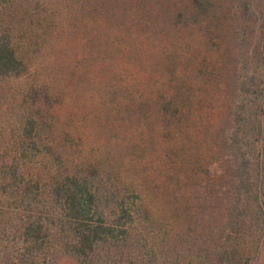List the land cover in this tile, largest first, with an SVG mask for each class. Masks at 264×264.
Instances as JSON below:
<instances>
[{"label": "trees", "instance_id": "trees-1", "mask_svg": "<svg viewBox=\"0 0 264 264\" xmlns=\"http://www.w3.org/2000/svg\"><path fill=\"white\" fill-rule=\"evenodd\" d=\"M6 2L0 0V78H21L36 53L29 38L37 30L63 32L64 21L54 9L44 13L37 5ZM239 3L228 23L219 17L216 0H185L184 5L169 0V23L181 34L174 39L175 51L156 38L152 52L163 63L143 60L140 81L130 86L138 102H132L133 112L144 110L153 120L164 187L181 183L184 199L176 193L175 204L181 202L184 215L166 222L164 237L173 234L176 223L184 226L185 237L187 228L193 229L192 240L185 238L188 246L179 251L185 258L177 261L163 252L157 258L153 251V243L159 244V213L170 212L171 204L150 208L136 184L112 181L98 163L71 156L72 136L58 115L66 96L44 82L27 85L14 129L0 131V264H55L61 253L77 264H243L251 253L246 244L264 247V85L259 83L264 81V0ZM248 14L250 23L259 20L253 32ZM129 25L128 30L140 26ZM145 29L133 30L137 40ZM230 29L238 37L239 56H246L240 71L228 75L227 59L219 55H230L222 48ZM224 95H231L226 104ZM215 100L220 106L210 112ZM195 193L206 195L202 202L196 199L197 206ZM144 226L155 235L142 249ZM207 236L206 250L197 249Z\"/></svg>", "mask_w": 264, "mask_h": 264}, {"label": "rangeland", "instance_id": "rangeland-1", "mask_svg": "<svg viewBox=\"0 0 264 264\" xmlns=\"http://www.w3.org/2000/svg\"><path fill=\"white\" fill-rule=\"evenodd\" d=\"M176 1L178 5L185 4V0H173L175 4ZM6 3L10 6L22 4L25 7L37 5L40 9H45L44 13L49 9L59 11L63 17L65 30L58 34L46 33L44 30L35 31L38 39L35 35L29 38V41L36 45V53L33 55L28 75L21 78H0V131L14 129L16 116L23 110V92L27 85L34 83L39 86L44 82L55 84L66 96L58 115L62 122L61 128L65 127L72 136V142L69 139L67 143L69 144L67 150L71 156H79L98 163L107 170L112 181L118 178L125 184H136L143 192L142 197L150 199L148 201L150 208L160 206L159 203L171 204L170 212L159 213L162 220L160 235L158 234L159 238L156 239L159 244L153 243V251L157 258L161 252L167 258H175L177 261L185 258L187 254L179 255V251L188 246L185 238L187 241L192 240L190 238L193 237V229L187 228L188 235L185 237L184 226L177 227L176 223L174 235L164 237V230H168L166 222H174L184 215L181 211V202L175 204L177 195L179 199H184L179 190L181 183L164 187L162 178L166 176L163 175L162 163L156 152L153 120L144 114V110L133 112L131 105L137 98L133 99L130 91V86L140 81L137 71L143 60L150 59L159 63L164 60L152 52L153 45L159 43L158 40H163L175 51L174 39L180 38L181 34L172 26L173 23H169L167 15L169 0H7ZM216 4L220 5L219 17L225 22L233 23L236 14L231 8L236 9L240 6L239 0H216ZM79 9L82 11L78 15ZM114 10L118 13L115 14ZM40 14L44 17L43 13ZM81 16L83 19L80 20ZM249 16L251 15L248 14L246 23L252 30L256 28L259 20L252 24L248 20ZM44 18L49 21L48 18ZM179 20H175L174 23ZM130 23L140 24L134 29L146 28L144 36L141 35L139 40L135 38L138 33L133 32L134 29L126 28ZM120 26L124 27L120 29ZM233 34L231 29L224 32L225 43L222 48L225 47L230 52L229 57L226 54L219 55L220 58L227 59L225 69L228 75H231L233 69L240 71L239 68L245 64L246 56H239V53L243 52L238 49L239 44L236 43L238 37L236 36V39ZM248 35L253 37V33ZM182 36L186 37V34L183 33ZM139 42H142L141 45ZM132 44H139L141 48L132 49ZM159 47H156L157 52ZM148 48H151L150 53L147 52ZM249 57L247 59L249 65L246 66L252 70ZM261 82L264 85V81L260 80L259 83ZM69 84L70 87L63 89ZM230 96H222L224 104L230 101ZM210 105L208 110L215 112L213 110H216L220 103L215 100ZM207 144L206 142L200 154L204 158L207 154ZM199 156L198 160L201 159ZM207 169L201 170L202 180L206 177ZM190 194L189 192L187 197ZM192 197L196 206L198 204L196 199L201 198V202L206 200V195L202 193L200 195L195 193ZM144 230L142 237L146 242L142 241V249L148 244L152 245V237L155 235V232L151 233V229L147 227ZM209 242L210 238L207 236L198 243L197 249L206 250ZM246 245L249 246L251 253L250 258L243 264H264L263 245L256 249L251 243ZM55 264L77 262L61 253L56 256Z\"/></svg>", "mask_w": 264, "mask_h": 264}]
</instances>
